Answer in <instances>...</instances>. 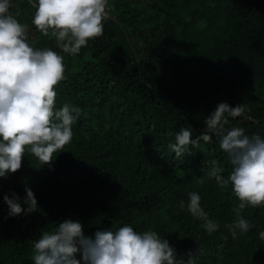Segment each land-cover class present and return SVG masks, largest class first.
Returning <instances> with one entry per match:
<instances>
[{
    "label": "trees",
    "instance_id": "trees-1",
    "mask_svg": "<svg viewBox=\"0 0 264 264\" xmlns=\"http://www.w3.org/2000/svg\"><path fill=\"white\" fill-rule=\"evenodd\" d=\"M11 3L27 43L64 57L56 109L68 103L82 113L51 164L25 152L21 169L0 178V264H34L33 241L66 219L86 237L124 225L156 231L178 259L200 250L197 264H264V205L240 213L247 233L233 239L225 227L239 200L210 175L213 160L225 179L232 171L218 139L190 145L179 159L168 148L180 128L202 134L221 102L245 105L230 125L264 136V0H108L103 35L75 56L36 30L28 0ZM25 187L37 211L10 217L3 197L15 193L26 209ZM191 192L217 231L179 207Z\"/></svg>",
    "mask_w": 264,
    "mask_h": 264
},
{
    "label": "clouds",
    "instance_id": "clouds-1",
    "mask_svg": "<svg viewBox=\"0 0 264 264\" xmlns=\"http://www.w3.org/2000/svg\"><path fill=\"white\" fill-rule=\"evenodd\" d=\"M36 9L32 25L43 36L55 37L63 53L78 55L90 40L101 37L103 21L107 18L108 0H30ZM11 0H0V178H7L21 169L25 152L44 164H51L54 153L62 151L73 137L72 126L82 109L65 103L55 107L56 86L65 79L64 57L45 48L37 49L27 43V27L16 19L10 9ZM247 109L219 103L205 119V131L193 139L190 127L180 128L174 134L169 150L179 159L190 152L189 146L199 147L213 137L227 155L232 171L225 179L211 161L210 175L220 187L230 185L239 205L233 211L236 219L225 225L233 239L247 233L251 227L240 213L246 207L264 205V136L248 135L239 125H230V119L245 117ZM168 135H173L169 133ZM201 183L203 178L198 179ZM22 208L15 193L4 195L9 216L37 211L33 191L25 187ZM197 192L188 194V203L179 207L203 221L202 227L212 233L219 225L200 205ZM264 241V231L259 232ZM227 239V237H225ZM79 254L80 259L77 258ZM200 250L177 258L169 241L156 231L137 232L130 225L116 230L97 231L86 237L79 221L66 219L53 231H42L33 241L34 264H197Z\"/></svg>",
    "mask_w": 264,
    "mask_h": 264
},
{
    "label": "water",
    "instance_id": "water-1",
    "mask_svg": "<svg viewBox=\"0 0 264 264\" xmlns=\"http://www.w3.org/2000/svg\"><path fill=\"white\" fill-rule=\"evenodd\" d=\"M28 1L30 2V0H28ZM107 17L111 18L112 16L107 13ZM124 33H125V31H124Z\"/></svg>",
    "mask_w": 264,
    "mask_h": 264
}]
</instances>
